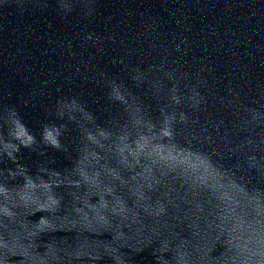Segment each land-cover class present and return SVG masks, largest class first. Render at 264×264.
<instances>
[{
	"label": "water",
	"instance_id": "obj_1",
	"mask_svg": "<svg viewBox=\"0 0 264 264\" xmlns=\"http://www.w3.org/2000/svg\"><path fill=\"white\" fill-rule=\"evenodd\" d=\"M0 264H264V0H0Z\"/></svg>",
	"mask_w": 264,
	"mask_h": 264
}]
</instances>
